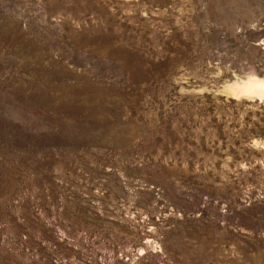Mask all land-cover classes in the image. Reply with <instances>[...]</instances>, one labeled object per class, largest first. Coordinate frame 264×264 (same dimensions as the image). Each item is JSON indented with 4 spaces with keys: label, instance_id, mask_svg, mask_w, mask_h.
Segmentation results:
<instances>
[{
    "label": "rangeland",
    "instance_id": "1",
    "mask_svg": "<svg viewBox=\"0 0 264 264\" xmlns=\"http://www.w3.org/2000/svg\"><path fill=\"white\" fill-rule=\"evenodd\" d=\"M254 81L264 0H0V264H264Z\"/></svg>",
    "mask_w": 264,
    "mask_h": 264
},
{
    "label": "bare ground",
    "instance_id": "2",
    "mask_svg": "<svg viewBox=\"0 0 264 264\" xmlns=\"http://www.w3.org/2000/svg\"><path fill=\"white\" fill-rule=\"evenodd\" d=\"M248 85V89H254V88H257V89H260L263 93H264V84L263 83H260L258 81H254L252 83H247ZM257 91V90H256ZM260 92V91H259Z\"/></svg>",
    "mask_w": 264,
    "mask_h": 264
},
{
    "label": "trees",
    "instance_id": "3",
    "mask_svg": "<svg viewBox=\"0 0 264 264\" xmlns=\"http://www.w3.org/2000/svg\"><path fill=\"white\" fill-rule=\"evenodd\" d=\"M252 132H253L254 134H256V135H260V133H261V132L257 131L256 129H255V130L252 129Z\"/></svg>",
    "mask_w": 264,
    "mask_h": 264
}]
</instances>
